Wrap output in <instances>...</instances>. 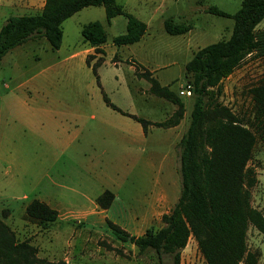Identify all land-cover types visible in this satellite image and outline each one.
Masks as SVG:
<instances>
[{"label": "rangeland", "instance_id": "obj_1", "mask_svg": "<svg viewBox=\"0 0 264 264\" xmlns=\"http://www.w3.org/2000/svg\"><path fill=\"white\" fill-rule=\"evenodd\" d=\"M115 1L146 24L139 42L115 46L113 39L126 33L127 18L116 16L107 25L104 7H87L62 23L58 50L33 38L0 63V218L18 241L29 242L38 257L55 264H155L153 253L139 255L136 247L117 240L107 221L133 236L162 227L161 216L180 195L178 144L193 105L192 95L180 94L187 85L185 64L199 49L231 35L233 20L208 10L233 15L242 0ZM40 11L25 0H0V28L9 17ZM93 22L102 24L107 37L100 52L81 35ZM261 30L264 19L256 27ZM142 72L183 104L176 127L155 125L171 119L177 104L152 94ZM262 78L264 57H246L221 83L217 102L238 117L249 116L248 90ZM137 119L146 122L144 131ZM248 166L257 179L251 205L264 217L259 139ZM106 190L113 199L105 210L96 199ZM33 200L55 209L57 220L29 221L25 209ZM246 243L256 264H264V235L249 227ZM163 259L171 264L170 256ZM180 264H205L193 238L181 251Z\"/></svg>", "mask_w": 264, "mask_h": 264}, {"label": "trees", "instance_id": "obj_2", "mask_svg": "<svg viewBox=\"0 0 264 264\" xmlns=\"http://www.w3.org/2000/svg\"><path fill=\"white\" fill-rule=\"evenodd\" d=\"M97 6L104 7L107 25L116 16L127 18L126 33L113 39L115 46L135 44L145 34L146 24L125 14L115 0H45L38 14L9 17L1 26L0 63L9 51L33 38H44L52 50H58L63 38L62 23L84 8ZM208 13L232 19L233 28L228 39L199 49L184 67L193 105L188 128L178 144L179 198L161 216L162 227L155 232L146 230L141 236H133L107 221L117 240L136 247L139 255L153 253L155 264H164V255L171 257V264H180L181 251L190 238L195 240L205 264H256L255 255L247 247V231L254 227L264 235V217L251 205V190L257 179L248 166L257 139L264 144V78L248 90L249 116L238 117L216 100L221 83L246 57H264V30L256 31L264 19V0H242L233 15L214 7ZM165 27L172 33L169 23ZM81 35L97 52L107 41L99 22L85 25ZM99 60L92 67L94 74ZM139 76L150 83L152 94L177 104L171 119L155 125L176 127L183 117V104L148 72ZM137 122L144 131L146 122ZM112 199L106 190L96 202L106 210ZM25 216L33 223L46 225L54 223L58 213L33 200L27 205ZM0 264L55 263L38 257L37 248L29 242L18 241L0 218Z\"/></svg>", "mask_w": 264, "mask_h": 264}, {"label": "crops", "instance_id": "obj_3", "mask_svg": "<svg viewBox=\"0 0 264 264\" xmlns=\"http://www.w3.org/2000/svg\"><path fill=\"white\" fill-rule=\"evenodd\" d=\"M25 1L28 2V3H30V5H34V8H39V9H42L43 8L44 2H45V0H25ZM1 220L4 221L3 218H1Z\"/></svg>", "mask_w": 264, "mask_h": 264}, {"label": "built area", "instance_id": "obj_4", "mask_svg": "<svg viewBox=\"0 0 264 264\" xmlns=\"http://www.w3.org/2000/svg\"><path fill=\"white\" fill-rule=\"evenodd\" d=\"M180 94L185 97H191L192 92L189 85H186L183 90H181Z\"/></svg>", "mask_w": 264, "mask_h": 264}]
</instances>
